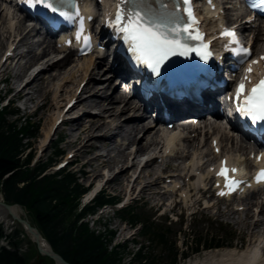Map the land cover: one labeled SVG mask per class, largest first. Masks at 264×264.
<instances>
[{
    "label": "bare ground",
    "instance_id": "obj_1",
    "mask_svg": "<svg viewBox=\"0 0 264 264\" xmlns=\"http://www.w3.org/2000/svg\"><path fill=\"white\" fill-rule=\"evenodd\" d=\"M5 8L0 7V52L2 49L6 47L9 41L13 42L15 37H18V35H23L24 42L20 46L24 47L23 51H20L16 53V57L19 60L13 65L8 63L7 61H4L3 63H0V80L2 79H8L11 78V89L14 92L13 97L20 98V103L23 105L24 111L27 110V108H30V104H33V108H38L39 101L43 102L46 100L47 95L50 93L51 89L49 88V84L53 83L54 79L57 81L55 88L52 91V103L51 106L55 108V112H53V115L56 113H60V107L62 106V96H64V100L70 99L73 96H75L76 90L79 88V84L87 78V83L83 85V87L80 90V93L75 96L76 102L78 103L75 105V107L79 106V112L77 114H81V116L84 115V113H90L92 109L98 108L99 114H107L108 116L112 117L114 115V112L117 110V108L120 106V102L122 101L119 96L114 95V92H111L109 94V88L112 85V82L109 79H105V75L103 77H99L102 73L101 69H92V71L96 70L98 73L97 78L100 82L96 81L94 78L93 72L89 70L90 65H100L99 62L96 60H93L92 57L82 59L81 63H77V65L71 70L68 69L70 58H64L60 63L58 64H50L46 67V70L44 72L38 71L40 67H45L50 61L53 59H48L46 61H43L44 56L37 57L35 55H32L30 53V39L32 38L31 35L27 34V32L24 31L22 26L24 25L21 22H16L13 14H11L9 11H5ZM221 20V19H220ZM210 26L213 24L212 22H209ZM260 31V30H259ZM258 35L254 39V43L257 41H260L261 48L258 49V52L261 51V49L264 47V38L263 40H260V35L262 36L261 32H257ZM12 46V43L11 45ZM257 48L255 49V51ZM257 53V51H256ZM40 62L39 68H34L31 72L28 73L29 66L31 64H34V67L37 64L36 62ZM56 67L57 72L54 73V76L50 77V80H47V74L50 73L52 68ZM38 71V72H37ZM89 77V78H88ZM26 79V82L23 84V80ZM99 83V84H98ZM20 88V89H18ZM44 105V103H43ZM90 109V110H88ZM122 111L125 112H131L132 108H129L126 105H123ZM93 112V111H92ZM91 112V113H92ZM97 115L88 119V122H83L82 117H78V119L74 120L73 122L75 125V129H70V140L68 141V145L75 142L78 138L76 134H80L83 132V135L85 138L80 142L79 146L76 148V151L74 152L75 155L79 152H85L87 153H93L94 158L86 159L87 165L90 167L88 176L89 179H91L94 183L99 185L102 181V178L104 177V171L98 172L96 177H93V174L91 175L93 170L95 168H92V160L96 159L98 153L97 149H92L94 147H98L95 142H103L102 146L104 147L105 144H109L110 147H112V144L110 143V134L111 127H109L108 124L93 120L96 119ZM53 117L50 116L48 126L50 122H53ZM123 123L129 124L130 122L124 121ZM45 129L43 138H41L39 147L41 148L44 145V141L48 137L49 128ZM144 127V123L141 125ZM141 126L139 127H133L130 126L128 130L124 133L123 138H125L128 143L131 145V147L135 143V137L137 134L141 133ZM209 127V128H208ZM80 128L82 131H80ZM205 128H208V130L215 131V135L211 136L210 138L220 139L224 141H228L224 139V136L228 137V134L225 132L223 133L222 130L216 126V125H209L205 126ZM73 133L75 134L73 136ZM97 133L96 135H94ZM213 133V132H212ZM219 134L221 136H219ZM116 135L118 137L121 136L119 132H116ZM103 136H108V139L106 141L102 140ZM143 136L147 137L144 133ZM174 141V138L172 137L169 141L172 143ZM187 142V141H186ZM192 144V143H190ZM194 142L192 144L193 151L190 154H187L186 156L180 158V164L183 167V170L186 173H196L200 169H203L207 163L208 160H204L202 155L199 152V149L194 146ZM203 148V147H202ZM201 148V150H202ZM104 149H107L105 151L106 156H104V159L107 163V169L110 170L108 173H110L111 177L109 176L108 181L106 184L109 183V188L112 190L118 191L119 193L123 192L124 189H126L128 186L123 188L124 182L127 180V183H130L133 179V176L136 174L134 165H136V161L130 165L129 167H125L124 164L126 162L127 155L121 150L117 149L115 146L112 148L106 147ZM235 149H238L239 151L242 150V147H236ZM230 149L222 148L223 153L225 152L229 154ZM104 151V150H103ZM142 148L136 144V153L141 152ZM187 151V150H186ZM94 152H97L95 155ZM185 151L182 150L181 154H183ZM112 153H115V157L112 156ZM205 157H208L210 154L208 152L204 153ZM214 156V155H213ZM102 157V156H100ZM215 157V156H214ZM229 160L234 161L240 166H248L246 162L242 163L240 160H235L232 158H229ZM209 166V165H208ZM208 169V167H207ZM145 169H141L139 173H137V180L136 183H139L142 178H144V172ZM156 171L155 169L153 170ZM96 173V172H95ZM204 173H208V170H205ZM142 177V178H141ZM116 185V188L114 189V186ZM148 188V185H143V189ZM251 201H253L251 203ZM251 204V205H249ZM253 208V210H252ZM235 209V208H234ZM257 210V214H255V211ZM230 213H234L229 211ZM223 215L228 217L227 212H223ZM232 214H230L231 216ZM234 215V214H233ZM8 216L0 209V222H6L8 219ZM7 219V220H6ZM237 223H234L235 225L244 228L245 232H250L251 234H260L258 231L262 230L261 233H264V202H258L255 198L250 199L248 204L246 205V210L244 211V214L242 216H238ZM242 226H241V225ZM7 225H10V223H7ZM264 236V234L262 235ZM264 241V237H262V241ZM40 248L45 250L47 249V245L44 240H40ZM264 246V245H263ZM258 247L253 251H246L243 252L240 256L237 258L235 257V254L232 252H222L217 253L215 256H219L221 258H226V262L233 261V264H264V259L261 258V256L258 255L257 252ZM262 252H264V247L261 249ZM214 258V255L209 256L208 260H212ZM206 261V259H205Z\"/></svg>",
    "mask_w": 264,
    "mask_h": 264
},
{
    "label": "trees",
    "instance_id": "obj_2",
    "mask_svg": "<svg viewBox=\"0 0 264 264\" xmlns=\"http://www.w3.org/2000/svg\"><path fill=\"white\" fill-rule=\"evenodd\" d=\"M7 110L0 111V193L9 204L23 206L31 222L39 229L53 250L70 264H118L116 254L108 255L104 242L86 228L75 227V221L96 205L109 202L98 196L93 205L76 213L80 194L84 191L73 178L66 175L41 177L47 164L31 169L29 162L32 153L25 156L27 145L24 142L37 126L30 123L20 125L6 121ZM51 161V160H50ZM49 161V163H50ZM41 177V178H40ZM72 231L75 233L72 234ZM143 235L156 240L164 249L168 246L167 233L161 228L144 227ZM16 245V244H15ZM141 253L135 257L139 264ZM154 259L147 264H152ZM0 264H27L17 250L0 249Z\"/></svg>",
    "mask_w": 264,
    "mask_h": 264
},
{
    "label": "snow or ice",
    "instance_id": "obj_3",
    "mask_svg": "<svg viewBox=\"0 0 264 264\" xmlns=\"http://www.w3.org/2000/svg\"><path fill=\"white\" fill-rule=\"evenodd\" d=\"M30 7L42 5L53 13H59L69 21L73 17L68 16L57 6L63 0H24ZM173 9L167 7L166 0H116V12L114 17L107 21L109 27L126 45L130 58L138 64H144L154 72H158L160 66L171 56L186 55L195 52L203 60L211 57L208 44L204 43V35L199 31L197 20L192 4L193 0H171ZM211 3V0H209ZM183 5V8H181ZM259 6L264 8V0H260ZM83 20L81 19L76 31V39L80 40L83 33ZM220 35L226 37L229 45H238L239 41L236 32L225 28ZM189 41H196L190 44ZM85 46L90 47L88 37L83 38ZM233 51L249 56L247 48L238 47ZM264 60V57H261ZM244 61H241L243 63ZM258 63L253 60L245 70L243 79L237 84L235 94L232 97L236 104V110L241 116L247 118L252 125L264 126V75L252 85L246 88L249 83V75L252 73V65ZM257 160L260 157L256 158ZM225 161H221V168L217 176L224 177V188L219 195H225L235 191L241 181L234 178L236 168L228 169ZM229 172L232 176H229ZM258 183L264 182V169H261L256 176Z\"/></svg>",
    "mask_w": 264,
    "mask_h": 264
},
{
    "label": "rangeland",
    "instance_id": "obj_4",
    "mask_svg": "<svg viewBox=\"0 0 264 264\" xmlns=\"http://www.w3.org/2000/svg\"><path fill=\"white\" fill-rule=\"evenodd\" d=\"M53 83H57V81L56 82L54 81ZM10 84H11V78H9L8 84L6 85V87L10 90V94H11L13 93V91H11L12 89L10 88L11 87ZM53 86L54 84L52 85V89L54 88ZM51 93L52 92L50 91L45 101L43 102L39 101V106L37 109L33 108V104H30V108H27V110L24 111L21 103L15 102L12 108L18 109L19 116L17 118L19 119L17 120L15 119L16 117L14 116L6 115V121L13 123L15 126L16 125L20 126V124L23 126L24 122L30 123L34 126H38V131L35 132V135L34 136L31 135L30 136L31 138L26 140V143L28 141L30 144L28 145V148L25 150V153H28V152L34 153L35 150L40 149L39 144H40L41 138L43 137L44 131L48 126L50 114L52 112ZM3 96H4V92L0 90V100H3ZM4 102L5 101H2V105L4 104ZM33 131L35 130L33 129ZM80 131H82L81 128H80ZM69 133H70V130L68 131L64 130V132H60V134L57 136L58 138L56 139V142L59 141L58 150L60 151V155L55 156L53 154V150H55V146L53 145H56L55 142L53 141L50 149H46L45 151H43L42 157L39 158L38 160L45 162L47 159L53 158L55 159V162L59 161L61 160V158H63L65 152L71 149H76V147L79 146L83 138H85L83 135V132H81L80 134L75 133L78 139L72 144L68 145V141L71 139L69 136ZM75 134L73 133V136ZM91 154L92 153H89L86 157L85 152H82V153L79 152L76 160L79 164H81L83 163V160H85V158L86 159H89L91 157L94 158L93 155ZM113 155L114 154H112V156ZM35 158H37L36 155H35ZM91 164H92V168H95V170H93L94 172H92L91 175L93 174V177H96L97 173L101 172L100 169L96 166L97 165L96 159L92 160ZM78 168L79 167L77 166L71 170L78 171ZM88 168L89 166L81 168L80 176L76 175V178H77L76 183L82 189L85 188L88 185V183H93L91 179H86V176L90 175ZM115 188H116V185L114 186V189ZM104 192H105L104 194L107 196L110 194L114 196L119 195V192L116 191V189H115V192L113 193L112 191H109L107 187H104ZM149 207L151 208V210H153L150 202L147 208L140 207V209H138L137 212L138 213L141 212L142 215L145 216L146 218H151V221L153 219L155 220V222H157L158 218L154 216L151 211H149L150 210ZM102 210L97 211V206L94 207L93 212L95 211L98 212V214H96V217H94V220H96V222L94 225H92L90 222L87 223L86 228L90 229V231L95 236H99L102 242L106 241L105 247L107 251L108 252L112 251L114 252V254H116L119 260L118 264H125L124 262L129 261V259L132 257V254H134L135 252L139 250L138 246H136V244L138 243H141V245H144V246H146V244L150 245V247H146V249L144 250V255L146 256L151 255V256H154L155 258L158 257L156 264H170L171 256L167 257V253H164L162 247L158 245L156 240L151 242L149 241L147 237H141L139 235L140 233L139 227H134V228L132 227L133 228L132 229L128 227L129 224H122V223L120 224L116 220L117 218H115L113 215L107 214V215H102L98 217V215L100 214ZM23 215L28 217V214L24 209H23ZM205 216H208V215H205ZM195 217H193L191 221L188 222V220L185 219V217L183 219V217L180 216V221L178 222V224L170 228L171 234L169 237V242L170 244L174 242V246H172L171 249L173 251L177 249V252H179L180 254L181 250L179 249V245H180V248L182 249L183 248L182 242L185 238L186 240L188 239V241L202 238L204 242L208 243L210 242V236L214 237V239L217 242H219L218 244L220 246L221 245L223 246L222 247L219 246L218 248H213L212 250H208V251L203 250L202 252L198 254L194 253L190 255L188 259L191 260V264H216L218 262H222L223 260H218L217 257H214L212 260L209 261L208 260L209 256H211L212 258L213 255L215 256L217 253L219 254L225 251L234 252V254L239 256L240 254L238 253L240 252V250L246 247L245 243L248 241V238L246 237L247 233L245 232L244 228L242 227L234 228L230 225H227V227H225V231H222L224 227L220 225L221 223H218L215 220H212L209 223H207L205 220H202L205 217L203 216L202 217L198 216L196 218ZM7 219H6L7 220L6 222L0 223V234L8 232L9 229H6V228H9L12 226L11 228L12 230L13 229L14 230L9 235H12L13 232H17L20 235L16 239L7 238L6 240H4V243L6 244L9 242V243L19 244L18 246L20 247V249L27 253L26 255L27 260H28L27 263L28 264H38V259L34 258L36 254L38 253H37V250L34 244L32 243L33 241L28 238V236L22 231V229L18 225H15V224L11 226L7 225V223L12 224L13 222V219L10 216H8ZM87 221H93V220H87ZM185 222L189 224L187 229L185 226ZM179 231L181 232V234L178 233ZM258 232L261 233L262 230H259ZM233 233L235 234L234 236L232 235ZM2 240L3 239H0V247H1V244L4 245L2 243ZM234 249L236 251H234ZM189 251H190V247L188 248V250L184 252L187 254L189 253ZM32 260L34 261L32 263H29ZM46 264H54V263L48 260ZM176 264H183L181 260L179 261V257H177Z\"/></svg>",
    "mask_w": 264,
    "mask_h": 264
},
{
    "label": "water",
    "instance_id": "obj_5",
    "mask_svg": "<svg viewBox=\"0 0 264 264\" xmlns=\"http://www.w3.org/2000/svg\"><path fill=\"white\" fill-rule=\"evenodd\" d=\"M0 209H2L6 214L10 215V217L15 220L31 237V240L34 242L40 255L52 259L55 264H69L58 253L54 252L50 246L47 245V249L45 250L40 248L39 241H42L43 239L36 228L31 226V224L27 221L26 217L23 215V209L19 205H10L0 201Z\"/></svg>",
    "mask_w": 264,
    "mask_h": 264
}]
</instances>
